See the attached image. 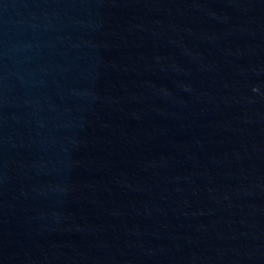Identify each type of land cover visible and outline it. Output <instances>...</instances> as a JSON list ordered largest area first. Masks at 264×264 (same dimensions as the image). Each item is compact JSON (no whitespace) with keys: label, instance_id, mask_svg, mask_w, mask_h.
Here are the masks:
<instances>
[{"label":"water","instance_id":"water-1","mask_svg":"<svg viewBox=\"0 0 264 264\" xmlns=\"http://www.w3.org/2000/svg\"><path fill=\"white\" fill-rule=\"evenodd\" d=\"M0 264H264V0H0Z\"/></svg>","mask_w":264,"mask_h":264}]
</instances>
